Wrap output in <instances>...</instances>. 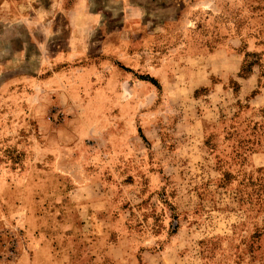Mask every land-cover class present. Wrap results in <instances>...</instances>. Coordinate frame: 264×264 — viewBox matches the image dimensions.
Returning <instances> with one entry per match:
<instances>
[{
	"label": "rangeland",
	"instance_id": "obj_1",
	"mask_svg": "<svg viewBox=\"0 0 264 264\" xmlns=\"http://www.w3.org/2000/svg\"><path fill=\"white\" fill-rule=\"evenodd\" d=\"M0 264H264V0H0Z\"/></svg>",
	"mask_w": 264,
	"mask_h": 264
},
{
	"label": "trees",
	"instance_id": "obj_2",
	"mask_svg": "<svg viewBox=\"0 0 264 264\" xmlns=\"http://www.w3.org/2000/svg\"><path fill=\"white\" fill-rule=\"evenodd\" d=\"M250 66V62L245 65V68H248Z\"/></svg>",
	"mask_w": 264,
	"mask_h": 264
}]
</instances>
